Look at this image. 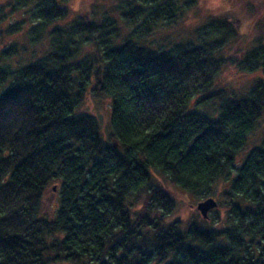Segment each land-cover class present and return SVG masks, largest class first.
<instances>
[{
  "label": "trees",
  "instance_id": "1",
  "mask_svg": "<svg viewBox=\"0 0 264 264\" xmlns=\"http://www.w3.org/2000/svg\"><path fill=\"white\" fill-rule=\"evenodd\" d=\"M69 1L0 3V42L48 41L15 67L27 47L0 49V264H264V136L234 164L263 116L264 77L244 96L213 83L239 20L210 15L192 39L152 45L147 36L197 0H119L101 15L94 0L71 16ZM237 65L264 74V44ZM88 92L111 102V143L79 110ZM156 176L203 200L227 179L207 215L217 226L174 218Z\"/></svg>",
  "mask_w": 264,
  "mask_h": 264
},
{
  "label": "rangeland",
  "instance_id": "2",
  "mask_svg": "<svg viewBox=\"0 0 264 264\" xmlns=\"http://www.w3.org/2000/svg\"><path fill=\"white\" fill-rule=\"evenodd\" d=\"M1 1L4 2L5 0H0V3ZM93 1L94 0H70L68 2V8L70 9L69 16L74 15L78 9L88 6ZM118 1L119 0H97L94 4V7L98 9L97 15H101L103 12L108 13ZM224 12L228 14L229 18H232L233 21L239 20L241 27L235 39L230 40L223 49L225 61H223L224 63L221 66L220 72L213 83L216 88H220L227 92L226 94L244 96L251 82V78L255 76L264 77V74L260 72L261 70L253 74H248L241 71L237 65V61L243 57L244 53L259 44H264V39H259V28L264 23V0H197L196 5L191 10L184 13L177 22L170 26L160 24L147 36L145 41L147 43L165 46L168 45V43L190 40L193 37L194 29L208 16H218V14ZM26 40L27 38L23 34H15L10 36L7 40L0 42V49L13 43V41L19 46L27 47V50H20L19 54L10 60L12 67L26 63L28 60H35V58L41 56L45 49H47L48 41L45 39L35 46L28 45V41ZM110 107V100L103 94H91L88 92L79 109L89 113L97 119L100 135L108 143L112 142L110 138ZM263 136L264 113L258 120L254 130L248 136L242 151L237 154L234 161L235 166L241 164L249 150L260 145L259 141H261ZM232 175L231 173V176ZM155 178H157L163 186L167 183L173 191V198L176 201L174 218L179 219L183 225L187 224L189 221H195L201 227L217 226L215 223L216 220L211 221L210 216L207 220L203 219L200 217L201 215L199 212L196 211L195 207L197 202L203 199H195L192 195L179 191L165 178H162V176H156ZM227 184L228 181L225 178H220L212 184L211 189L213 195H210V197H212L216 203L221 201V192L227 188ZM57 207V190L56 188L54 190L49 188L43 196V214L48 217H53ZM218 213V216H221L219 219H223V210L219 208Z\"/></svg>",
  "mask_w": 264,
  "mask_h": 264
},
{
  "label": "water",
  "instance_id": "3",
  "mask_svg": "<svg viewBox=\"0 0 264 264\" xmlns=\"http://www.w3.org/2000/svg\"><path fill=\"white\" fill-rule=\"evenodd\" d=\"M53 187L52 189H54ZM217 204L216 201L212 197L205 198L202 201L197 202L196 204V210L199 212L203 219H208V213L212 209L216 208Z\"/></svg>",
  "mask_w": 264,
  "mask_h": 264
}]
</instances>
